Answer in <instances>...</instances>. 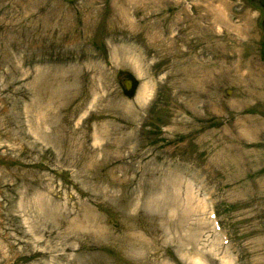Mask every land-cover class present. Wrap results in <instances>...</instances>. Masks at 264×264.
I'll list each match as a JSON object with an SVG mask.
<instances>
[{
  "label": "rangeland",
  "instance_id": "1",
  "mask_svg": "<svg viewBox=\"0 0 264 264\" xmlns=\"http://www.w3.org/2000/svg\"><path fill=\"white\" fill-rule=\"evenodd\" d=\"M0 264H264V0H0Z\"/></svg>",
  "mask_w": 264,
  "mask_h": 264
},
{
  "label": "bare ground",
  "instance_id": "2",
  "mask_svg": "<svg viewBox=\"0 0 264 264\" xmlns=\"http://www.w3.org/2000/svg\"><path fill=\"white\" fill-rule=\"evenodd\" d=\"M222 12H223V11H222ZM222 12H221L220 14H223ZM187 77H188V76H187ZM191 101H192V104H193L194 102L196 103V102H197V98H196V97H193V99H192ZM61 102H62V101L60 100V103H61ZM195 103H194V104H195ZM194 104H193V105H194Z\"/></svg>",
  "mask_w": 264,
  "mask_h": 264
},
{
  "label": "water",
  "instance_id": "3",
  "mask_svg": "<svg viewBox=\"0 0 264 264\" xmlns=\"http://www.w3.org/2000/svg\"><path fill=\"white\" fill-rule=\"evenodd\" d=\"M65 1H67V2H73V1H75V0H65ZM126 89H128L129 90V88L127 87Z\"/></svg>",
  "mask_w": 264,
  "mask_h": 264
}]
</instances>
